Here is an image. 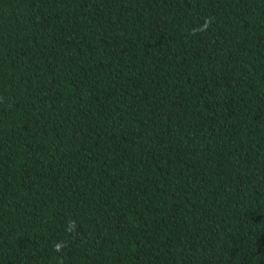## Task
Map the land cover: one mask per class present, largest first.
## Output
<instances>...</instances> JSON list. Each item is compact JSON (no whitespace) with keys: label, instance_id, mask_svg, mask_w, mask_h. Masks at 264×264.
Listing matches in <instances>:
<instances>
[{"label":"trees","instance_id":"16d2710c","mask_svg":"<svg viewBox=\"0 0 264 264\" xmlns=\"http://www.w3.org/2000/svg\"><path fill=\"white\" fill-rule=\"evenodd\" d=\"M0 264H264V0H0Z\"/></svg>","mask_w":264,"mask_h":264},{"label":"clouds","instance_id":"9594fccd","mask_svg":"<svg viewBox=\"0 0 264 264\" xmlns=\"http://www.w3.org/2000/svg\"><path fill=\"white\" fill-rule=\"evenodd\" d=\"M57 250H59V245H57Z\"/></svg>","mask_w":264,"mask_h":264}]
</instances>
